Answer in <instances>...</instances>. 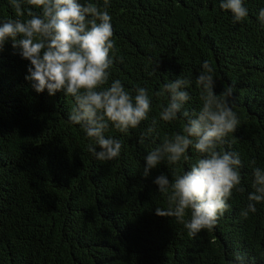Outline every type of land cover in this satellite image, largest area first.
I'll list each match as a JSON object with an SVG mask.
<instances>
[{"label":"trees","instance_id":"trees-1","mask_svg":"<svg viewBox=\"0 0 264 264\" xmlns=\"http://www.w3.org/2000/svg\"><path fill=\"white\" fill-rule=\"evenodd\" d=\"M80 2L104 7V0ZM219 4L109 0L115 41L109 84L119 79L133 95L140 86L152 97L149 118L138 128L121 133L110 124L105 136L122 141L112 160L96 159L88 150L95 140L69 121L74 98L63 91L37 93L25 79L30 62L10 41L5 44L0 52V264H228L237 252L264 264V202L256 204V213L241 216L253 191V168H264V23L259 20L264 0H244L248 16L242 21ZM25 18L16 16L9 0H0V21ZM205 60L215 69L217 94L233 86L240 123L220 147L240 154L239 187L245 190L233 191L229 209L213 229L193 237L175 218L155 214L168 204L153 180L161 172L171 179L200 154L190 147V160L165 161L147 178L142 173L147 153L166 136L182 132L185 123L182 117L161 120L169 94L155 93L183 75L192 80L185 108L198 112L201 89L195 80ZM153 118L157 131L139 143Z\"/></svg>","mask_w":264,"mask_h":264},{"label":"clouds","instance_id":"clouds-1","mask_svg":"<svg viewBox=\"0 0 264 264\" xmlns=\"http://www.w3.org/2000/svg\"><path fill=\"white\" fill-rule=\"evenodd\" d=\"M17 17L0 21V52L9 41L19 55L29 61L25 79L37 93L47 90L50 96L63 91L75 100L76 106L68 116L70 122L80 125L97 147L89 144V152L101 161L120 155L122 141L106 137L110 124L121 133L138 128L149 118L152 97L145 87L137 86L135 95L125 89L119 79L112 80L110 69L115 48L114 30L109 13V0H104L103 10L94 3L80 0H9ZM29 7L25 8L24 5ZM220 8L230 11L235 21L248 16L244 0H220ZM37 9L38 11H33ZM264 23V8L259 11ZM159 63L155 70H158ZM215 69L209 61L202 64V71L195 84L201 89L200 110L185 108L191 100L188 87L192 80L183 75L164 84L156 92L157 97L169 94L166 106H162L160 119L165 122L182 117V132L165 137L144 157L142 175L167 161L175 165L182 159H191L187 152L193 148L200 158L179 174L161 172L153 183L158 192L167 196V208L157 207L155 214L175 218L196 236L202 230H211L229 209L228 201L233 191L243 192L240 169L243 167L238 152L222 149L225 138L237 130L240 123L233 110V86L229 85L217 94ZM107 85V87H105ZM157 131V120L142 132L139 143ZM255 162L253 161V164ZM253 191L248 194L246 208L241 216L256 213V204L264 202V168H253ZM190 213V218L185 216ZM228 264H253L246 253H235Z\"/></svg>","mask_w":264,"mask_h":264}]
</instances>
